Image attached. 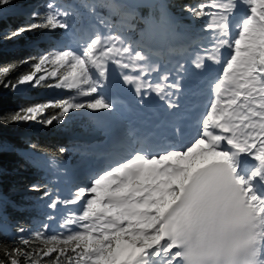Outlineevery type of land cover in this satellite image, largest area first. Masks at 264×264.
<instances>
[{
	"label": "snow or ice",
	"instance_id": "6c2138e0",
	"mask_svg": "<svg viewBox=\"0 0 264 264\" xmlns=\"http://www.w3.org/2000/svg\"><path fill=\"white\" fill-rule=\"evenodd\" d=\"M11 3L0 0V11ZM137 6L132 0L67 5L48 0L43 10L29 14V23L0 36L16 40L39 33L52 44L13 67L0 65V87L13 93L25 86L72 93L2 114L0 125L47 127L81 112L103 125L111 114L133 110L113 94L124 85L134 89L141 106L154 93L174 117L164 133L129 122L110 134L104 145L108 169L90 186L64 177L62 183L73 186L67 197L52 198L53 188L31 185L30 191L48 201L47 220L62 216V231H51V223L35 231L17 226L16 238L26 248L15 240L11 247L0 243V264H264V0L182 6L190 20L204 21L198 30L204 54L197 53L194 68L203 74L211 64H222V72L209 78L200 131L184 147L172 141L183 134L180 97L189 69L181 61L163 69L158 65L187 47L167 44L175 33L164 4L154 5L158 19L133 42ZM241 8L244 14L235 19ZM57 31L59 38L52 35ZM23 64L31 70L13 77L15 65ZM37 147L30 142L22 159L58 172V157L39 156ZM5 151L16 150L0 143V153ZM5 214L0 199V220Z\"/></svg>",
	"mask_w": 264,
	"mask_h": 264
},
{
	"label": "trees",
	"instance_id": "16d2710c",
	"mask_svg": "<svg viewBox=\"0 0 264 264\" xmlns=\"http://www.w3.org/2000/svg\"><path fill=\"white\" fill-rule=\"evenodd\" d=\"M71 2H78V0H64L63 5ZM199 0H157L155 5L164 4L168 13L173 17L177 25L190 26V33L193 39H196V32L203 24L201 20H190L187 13L182 11V6L185 4H197ZM43 3L39 11L43 10ZM135 16L140 17L137 21L138 28L141 27V20L152 18L156 20L159 17L160 10L157 7L152 8H136ZM21 22L19 15H8L0 18V36L3 31H11L15 25ZM27 24V23H26ZM3 29V30H2ZM60 31L55 32L59 34ZM53 35V34H52ZM25 42H20L16 49H10L8 40L0 39V65H8L13 67V62L22 61L25 57L37 55L38 53L47 50L52 46L51 43H34L29 49L25 48ZM31 69L28 64L15 65V71L12 76L17 77L22 73L29 72ZM27 102L20 100L17 105L9 101V97L0 93V115L10 112H15L17 109L26 107ZM14 123L8 126L0 125V142L10 145L15 148V152L0 153V199L6 205V214L2 222L6 225V232L0 231V243H6L10 247L13 246L15 240L16 246L25 249L26 246L20 244L16 238L15 229L17 226H23L31 230H42L44 223H50L47 220L46 213L49 209L46 207L47 199L40 200L41 192L30 191V186L33 184H41L42 186H50L51 175L48 170L37 168L30 162L22 159V149H26L28 144L34 143L38 147L35 150L39 156H47L50 160L53 155L58 157V162H65L72 151L73 142L67 133H54L50 128L47 132L42 134H32L25 140L17 138L8 130L13 127ZM86 129L91 130L92 124L89 118H77L74 123L70 124V129ZM80 144H84L81 142ZM66 149L64 153L59 152V148ZM19 188V192L13 193L12 190ZM27 189V190H24ZM31 239V238H30ZM48 259V258H45ZM23 261V257H21Z\"/></svg>",
	"mask_w": 264,
	"mask_h": 264
},
{
	"label": "rangeland",
	"instance_id": "374dc122",
	"mask_svg": "<svg viewBox=\"0 0 264 264\" xmlns=\"http://www.w3.org/2000/svg\"><path fill=\"white\" fill-rule=\"evenodd\" d=\"M48 0H12V3L9 5H6L3 7V10L0 11V18H4L8 15H19L21 18V22L18 23L17 25L14 26V29L20 27L21 25H24L26 23H29V14L32 13L33 11H39L40 6L43 3H47ZM56 3L63 5L64 0H55ZM78 3H81V0H78ZM69 4V3H68ZM34 8L33 11L27 10L28 8ZM23 10L27 12H23ZM170 17V16H169ZM171 18V17H170ZM206 19V18H205ZM173 21V20H172ZM203 21V20H201ZM141 22V21H140ZM143 22V23H142ZM141 27L138 28L139 24H136V30L131 34L132 41L134 42L135 40L139 39V31L142 30L144 27L148 25L150 22L149 18L146 20H142ZM204 22V21H203ZM173 27L174 23H173ZM3 30V29H2ZM174 30V29H173ZM181 32H175V38L174 42H182V38L185 37L187 39V36L191 37V31H190V26L188 25H181V29H179ZM4 33L2 36L10 31H3ZM196 37L198 40H200V34L199 31L196 32ZM53 36L59 38L60 37V32L59 34L53 33ZM42 34L39 33H25L23 36L19 37L16 40H8L10 43V49H16L17 45L20 42H25L26 44L24 45L26 49H29L32 44L34 43H51L48 40L42 39ZM193 40V39H192ZM186 46H190L189 43L186 44ZM0 93L8 96L9 101L14 104V106L17 105V102L20 100H24L28 105L36 104L42 101H47V100H52V99H59L62 96H67L71 95V92L68 91H62V90H55V89H32L29 87H22L20 92L13 93L7 89H4L0 87ZM90 118V122L93 123V127L91 130H86V129H81V130H76V129H70V124L75 122V119L77 118ZM94 117L92 114H89L87 112H81L79 114L73 115L70 119H68L65 123L63 124H56L54 123L51 126H43L39 123L36 122H19V123H14L13 127H10L8 130L12 135H15L17 138L25 140L28 138V136H31L32 134H42L43 132H47L52 128L51 130L55 133H67L70 139L75 140L77 143L73 142L72 144V151H70V155L68 159L65 161L63 164V167L67 168V170L64 172L65 176L69 177H76V175L83 170H87L91 166V155L89 152V145L88 143L95 140L98 138L100 135H98V130L97 127L94 126ZM83 142L84 144H80ZM1 143V142H0ZM4 144V143H3ZM23 155V152H22ZM90 155V157H89ZM88 158V159H87ZM53 175V180L52 182L56 181L57 176H55V173H51ZM76 183L81 184V180L76 177ZM83 185H88L90 186V180H88L86 183L84 182ZM19 188L12 190L14 193H18ZM27 190V189H24ZM71 207V206H69ZM52 210L49 209V212ZM0 224H4L2 220H0ZM52 224V229L51 231L54 232H59L62 231V229L59 228V225L57 223L51 222ZM31 230V229H30ZM2 232H6L5 227L3 230H0ZM35 231V230H31ZM25 235H29V239L32 238L30 234L26 233Z\"/></svg>",
	"mask_w": 264,
	"mask_h": 264
},
{
	"label": "bare ground",
	"instance_id": "6f19581e",
	"mask_svg": "<svg viewBox=\"0 0 264 264\" xmlns=\"http://www.w3.org/2000/svg\"><path fill=\"white\" fill-rule=\"evenodd\" d=\"M34 9V8H33ZM33 9L30 7V8H28L27 10H29V11H33ZM23 12L25 13V12H27L26 10L24 11L23 10ZM241 14L240 15H238L237 16V13H236V17H235V19H239L240 18V16H242L243 14H244V12H245V9L244 8H241ZM143 23V22H142ZM175 36V35H174ZM173 36V37H174ZM175 38V37H174ZM169 41H170V39L167 41V44H169ZM178 42V41H177ZM176 43V42H175ZM173 44V43H172ZM176 47H186V46H184V45H182V44H180V45H176ZM226 49H224L223 50V52L225 51ZM187 52H188V49H187ZM167 59V57H165L164 58V60L162 61V62H166V63H168V62H170L171 60H166ZM185 62H186V64H187V67H188V69H189V71H188V73H190V75H187L186 76V78H185V80L183 81V84H185V86H187V84H190V81H193L196 77H198L199 76V72H198V70H196L195 68H194V66H193V62H192V59L190 58V59H187V60H185ZM210 63V62H209ZM174 64V63H173ZM172 64V65H173ZM211 64V63H210ZM207 71H209V69L207 70ZM189 77V78H188ZM189 79V80H188ZM120 83L122 84V80L120 81ZM120 91H124L125 93H129V94H131V96H132V98H134V89H131V87L130 86H127V85H124L123 87H121V88H118ZM150 102V103H157L158 105H160L161 106V104H162V102H160L159 101V99L155 96V94L153 93L152 94V98L150 99V100H147V101H145V102ZM115 115L117 114V113H114ZM96 120V119H95ZM105 125L106 124H109L108 122H106V120H105ZM124 124H122V123H120L118 126V129L120 130V129H122L124 126H123ZM100 169H101V171L98 173H91V174H93L94 176H95V178L96 177H98L99 175H100V173H102V172H104L105 170H106V164L104 163V164H102L101 165V167H100Z\"/></svg>",
	"mask_w": 264,
	"mask_h": 264
},
{
	"label": "water",
	"instance_id": "95a60500",
	"mask_svg": "<svg viewBox=\"0 0 264 264\" xmlns=\"http://www.w3.org/2000/svg\"><path fill=\"white\" fill-rule=\"evenodd\" d=\"M157 0H132L138 6L136 8H152Z\"/></svg>",
	"mask_w": 264,
	"mask_h": 264
}]
</instances>
